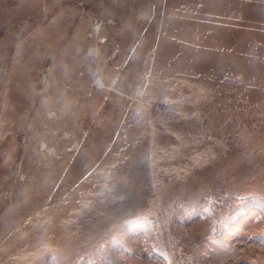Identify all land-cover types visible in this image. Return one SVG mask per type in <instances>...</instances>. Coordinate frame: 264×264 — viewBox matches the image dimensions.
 Listing matches in <instances>:
<instances>
[{
    "label": "rangeland",
    "instance_id": "1",
    "mask_svg": "<svg viewBox=\"0 0 264 264\" xmlns=\"http://www.w3.org/2000/svg\"><path fill=\"white\" fill-rule=\"evenodd\" d=\"M0 264H264V0H0Z\"/></svg>",
    "mask_w": 264,
    "mask_h": 264
}]
</instances>
